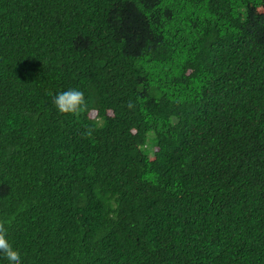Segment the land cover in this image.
<instances>
[{"label": "trees", "instance_id": "trees-1", "mask_svg": "<svg viewBox=\"0 0 264 264\" xmlns=\"http://www.w3.org/2000/svg\"><path fill=\"white\" fill-rule=\"evenodd\" d=\"M0 222L22 264H264V0H0Z\"/></svg>", "mask_w": 264, "mask_h": 264}, {"label": "clouds", "instance_id": "clouds-1", "mask_svg": "<svg viewBox=\"0 0 264 264\" xmlns=\"http://www.w3.org/2000/svg\"><path fill=\"white\" fill-rule=\"evenodd\" d=\"M52 103L60 113L67 115L79 116L88 110L85 94L77 88L56 93L52 97ZM7 234L8 229L3 222H0V255L8 261V264H22L20 252L9 242Z\"/></svg>", "mask_w": 264, "mask_h": 264}]
</instances>
